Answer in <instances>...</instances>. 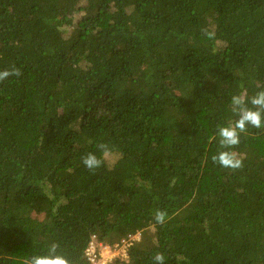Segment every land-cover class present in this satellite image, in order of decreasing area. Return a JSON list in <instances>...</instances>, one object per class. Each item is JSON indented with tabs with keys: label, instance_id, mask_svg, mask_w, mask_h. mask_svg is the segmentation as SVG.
Instances as JSON below:
<instances>
[{
	"label": "trees",
	"instance_id": "obj_1",
	"mask_svg": "<svg viewBox=\"0 0 264 264\" xmlns=\"http://www.w3.org/2000/svg\"><path fill=\"white\" fill-rule=\"evenodd\" d=\"M12 67L0 264H91L93 238L131 243L112 264H264V128L227 149L241 168L211 159L231 97L264 89V0H0V71Z\"/></svg>",
	"mask_w": 264,
	"mask_h": 264
},
{
	"label": "clouds",
	"instance_id": "obj_2",
	"mask_svg": "<svg viewBox=\"0 0 264 264\" xmlns=\"http://www.w3.org/2000/svg\"><path fill=\"white\" fill-rule=\"evenodd\" d=\"M20 69L12 67L8 70L0 71V82H3L10 76L19 77ZM231 111L237 117L235 121L227 126L218 125L216 135L219 138V146L223 151H219L212 156V161L218 163L223 168L239 169L243 166L242 159L238 158L235 151H228L239 146L241 134L247 132V127L251 126L256 129L264 128V89L256 92L255 95L248 97L246 92L233 95L231 97ZM104 154L110 151L106 145H100ZM82 163L89 170L101 167L103 161L96 154L89 153L82 159ZM167 213L161 210L155 212V220L163 224ZM58 245H51L50 252L54 253ZM154 264H164L162 253H156L153 257ZM29 264H69L68 260L59 255L33 256Z\"/></svg>",
	"mask_w": 264,
	"mask_h": 264
},
{
	"label": "built area",
	"instance_id": "obj_3",
	"mask_svg": "<svg viewBox=\"0 0 264 264\" xmlns=\"http://www.w3.org/2000/svg\"><path fill=\"white\" fill-rule=\"evenodd\" d=\"M129 246H131V243L116 244L114 246L104 245L93 238L86 251V257L91 264H112L118 257L122 259L128 258L127 248Z\"/></svg>",
	"mask_w": 264,
	"mask_h": 264
}]
</instances>
